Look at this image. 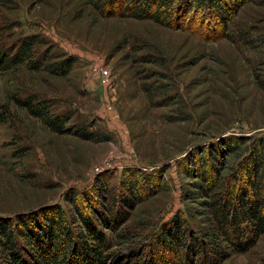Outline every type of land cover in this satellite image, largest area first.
I'll return each mask as SVG.
<instances>
[{
    "label": "rangeland",
    "instance_id": "rangeland-1",
    "mask_svg": "<svg viewBox=\"0 0 264 264\" xmlns=\"http://www.w3.org/2000/svg\"><path fill=\"white\" fill-rule=\"evenodd\" d=\"M231 5L228 36L212 42L152 21L103 17L90 0H0V42L34 35L38 53L74 60L62 77L48 62L0 71V216L65 206L68 192L88 193L99 180L108 182L109 203L133 173L158 182L159 191L133 212L130 230L142 225L145 234L185 204L200 210L202 198L183 199L196 192L183 157L204 155L231 135L264 144V90L256 81L264 80V0ZM16 95L44 100L72 128L88 127L101 140L50 132L16 107ZM221 159L227 175L241 157ZM124 244L113 247L120 256ZM220 264H264V234Z\"/></svg>",
    "mask_w": 264,
    "mask_h": 264
},
{
    "label": "trees",
    "instance_id": "trees-1",
    "mask_svg": "<svg viewBox=\"0 0 264 264\" xmlns=\"http://www.w3.org/2000/svg\"><path fill=\"white\" fill-rule=\"evenodd\" d=\"M90 1L103 17L152 21L212 42L228 36L235 13L233 0ZM36 40L28 35L7 46L1 41L0 71H15L25 63L37 70L48 62L46 69L53 75L65 76L73 58L53 61L47 50L38 53ZM13 102L56 135L101 140L88 127L72 128L69 117L49 109L44 100L16 95ZM219 143L203 149L204 155L197 149L181 160L196 191H185L183 199L202 198L200 210L185 204V209L140 234L142 225L132 223L134 231L127 222L139 205L157 194L159 183L133 173L123 190L106 203L108 182L99 180L88 193L68 192L65 206L55 203L0 216V264H140L130 262L133 258L143 259L141 264H220L231 251H246L264 234V144L247 146L243 137L233 135ZM222 155L241 157L230 174L222 172ZM123 243L126 255L120 256L121 250L113 247L124 249Z\"/></svg>",
    "mask_w": 264,
    "mask_h": 264
}]
</instances>
